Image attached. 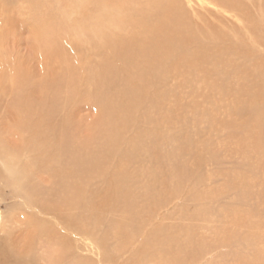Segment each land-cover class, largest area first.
Segmentation results:
<instances>
[{
    "label": "rangeland",
    "instance_id": "1",
    "mask_svg": "<svg viewBox=\"0 0 264 264\" xmlns=\"http://www.w3.org/2000/svg\"><path fill=\"white\" fill-rule=\"evenodd\" d=\"M85 1L0 0V60L9 57L10 70L36 81L73 69L80 84L69 108L84 133L100 114L83 96L89 85L81 72L96 69L102 54H110L88 42V31L78 34L89 11ZM228 1L233 9L215 0H179L203 50L197 62L170 69L151 90L155 95L148 92L138 125L123 134L127 145L119 151L133 161L118 162L117 171H126L117 173L124 177L123 200L114 204L110 197L109 182L117 176L109 174L113 157L104 161L105 174L86 176L91 204L81 264H264V119L258 123L249 114L251 107L264 111V0ZM48 15L54 26L66 25L58 49L46 52L38 40L40 20ZM62 96L69 102L68 92ZM158 146L162 162L152 159ZM2 186L0 209L6 232L14 233L20 206H11L12 190ZM125 200L140 220L138 234L155 237L153 248L163 244L162 256L132 261L130 254L143 246L119 229L134 224ZM13 239L4 244L12 249ZM104 255L112 260H101ZM0 264L13 261L0 257Z\"/></svg>",
    "mask_w": 264,
    "mask_h": 264
},
{
    "label": "bare ground",
    "instance_id": "2",
    "mask_svg": "<svg viewBox=\"0 0 264 264\" xmlns=\"http://www.w3.org/2000/svg\"><path fill=\"white\" fill-rule=\"evenodd\" d=\"M215 1L233 9L228 0ZM83 7L89 11L78 34L88 31V42L110 53L102 54L96 69L84 75L81 72L89 85L83 96L100 114L86 133L82 122L73 121L69 108L80 84L73 69L45 73L36 81L22 70H10L9 57L0 60V186L12 190L15 202L11 206H20L11 219L17 228L14 233L6 232V213L0 209V257L13 264H81L85 211L91 204L85 194L86 176L105 174L104 161L110 156L113 166L109 174L126 172L117 171L120 159L132 161L130 155L119 151L121 145H127L123 134L138 125L137 112L151 98L149 93L156 94L151 90L170 69L197 62L203 50L179 0H86ZM56 25L50 15L40 20L38 44L46 52L58 49L57 39L64 37L65 25ZM76 34L74 31L72 36L77 38ZM190 44L196 50L190 51ZM65 91L69 102L62 96ZM249 114L258 123L264 119V111L258 107H251ZM159 148L153 150L152 159L162 162ZM123 182L120 175L109 182L114 204L123 200ZM45 183L51 184L50 188ZM2 197L5 195H0V202ZM125 202L134 224L119 229L124 238L131 241L137 237L143 246L129 253L132 261L162 256L163 244L153 248L155 237L138 234L136 223L140 220L134 218L131 203ZM94 219L100 221L98 216ZM9 238H14L12 249L4 244ZM105 256L101 260H112Z\"/></svg>",
    "mask_w": 264,
    "mask_h": 264
}]
</instances>
